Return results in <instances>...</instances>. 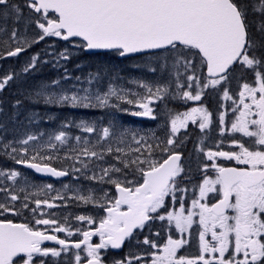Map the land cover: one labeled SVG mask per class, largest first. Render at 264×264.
I'll return each instance as SVG.
<instances>
[{
    "label": "snow or ice",
    "instance_id": "obj_1",
    "mask_svg": "<svg viewBox=\"0 0 264 264\" xmlns=\"http://www.w3.org/2000/svg\"><path fill=\"white\" fill-rule=\"evenodd\" d=\"M24 7L38 17L28 21L35 23L40 30L33 43L46 37H57L64 41L79 38L78 47L111 51L120 57L149 50L175 53L173 67H183L186 73H192L186 76L187 89L182 92L185 85L179 82L180 74L177 73V94L185 100L200 101L206 89L227 84L237 68L250 72L252 79L240 84L236 99L230 95L228 88H224L223 98L232 100L235 119L226 129L225 114L221 112L219 123L221 135L226 131L240 133L251 143L246 146L241 140L233 138L230 145L239 151L207 150L204 154L208 162L204 163L203 171H214L215 177L204 175L198 185L199 197L192 200L187 212L181 200L178 211H168L166 215L156 217L151 214L163 208L166 197L171 194L175 200L177 191H185L177 186V178L184 172L180 164L181 154L171 151L170 146L174 145V138L181 129L187 128L189 122L195 124L199 121L201 131L209 127L211 113L206 107L195 106L171 116L169 138L155 146L161 153H167V158L162 160L153 158L154 149L147 143V137L141 135L137 139L136 131L112 122L98 129L95 121L81 120L77 127L84 133L94 135L95 142L87 136L77 135L74 137L75 146L70 149L71 155L66 154L62 158L43 153H56L58 145H68L69 134L64 130L49 135L44 144L31 143L38 140L36 135H27L16 141L18 147H13L11 141L3 144L4 149H11L7 154L17 164H24L37 173L52 177L69 175L67 168L52 166V161L58 159L72 160L71 170L79 172L88 169L90 164L104 161L106 155L114 154V159L122 167L116 164L100 167V175L89 177L114 185L116 191L114 197L109 198L107 192L101 197L105 203L99 204V207L106 214L99 219L98 225L91 216L75 217L76 221L90 225L89 230L72 229L56 219L35 218L37 214L45 215V207H58L54 201L65 200L59 191L51 200L33 201L35 207L30 211L34 225L0 219V264H36L37 260L39 264H45L43 258L59 257L61 252H67L70 248L75 250L74 264H104L101 250L121 248L125 240L133 236L135 229H143L147 222L156 218L161 221L166 219L169 225L174 223L180 238L173 239L169 235L162 245L145 238L143 243L156 249L150 253V264H264V0H26ZM9 17L19 21L22 18L21 6L14 0H0V18L7 21ZM6 31L5 27L0 26V33ZM18 40L21 37L18 30L13 28L3 44ZM21 42L29 45L27 39ZM24 50V47L17 46L7 51L6 55L14 57ZM59 56L67 59V50ZM37 60L38 54L32 56L23 72L35 68ZM202 69H206L203 83L201 77L196 75ZM14 75L9 73L0 77V91L14 79ZM76 79L79 80V77ZM94 79L95 76L90 74L88 83L91 85ZM134 82L144 88L147 95L110 84L103 92L85 88L82 89L83 95L80 94L81 90L71 94L52 93L45 100L47 103L72 107L113 108L132 116L156 119L152 104L163 99V94L169 91L168 86L157 85L153 91L148 83ZM52 84L58 85L59 81H52ZM193 87L195 93L191 91ZM113 98L116 103H112ZM127 136H131L137 147L120 146ZM30 144L34 154L27 159H16L13 153L27 156ZM113 144L117 146L113 147ZM161 144L165 146L161 147ZM219 158L234 160L244 167H223L216 163ZM75 163H79L81 168H76ZM19 175L16 170H0V176L13 182L12 186L0 188L7 201L0 203V216L4 213L19 215L15 202L21 200V208H29V195H20L26 190L15 188ZM129 175L133 178L128 179ZM63 187L67 189L68 185ZM45 190L51 192L55 189L48 184L40 191ZM212 192L218 193L220 199L212 204L202 202ZM75 198L84 203H98L91 190L88 196ZM122 206H126V210ZM48 215L54 216L55 213ZM197 216L200 226L199 254L181 255L180 251L189 243L184 234L191 235L190 229L197 222L194 220ZM65 221L67 223V217ZM39 225L46 226V229L39 230L36 227ZM53 226L55 232H65L68 237L79 234L82 239L71 241L48 234ZM209 234L210 239L207 238ZM94 236L99 237V243L91 242ZM44 241H55L61 247H42ZM141 260V256L129 254L124 259L113 260L112 264H140Z\"/></svg>",
    "mask_w": 264,
    "mask_h": 264
},
{
    "label": "rangeland",
    "instance_id": "obj_2",
    "mask_svg": "<svg viewBox=\"0 0 264 264\" xmlns=\"http://www.w3.org/2000/svg\"><path fill=\"white\" fill-rule=\"evenodd\" d=\"M38 34H39V30L35 28V29H33L32 33L29 34V36H30L28 39L29 45L26 46L24 43H18V44L24 45L25 48L28 49L29 52L27 55V60L29 61V63L31 62V57L38 54V60H37L36 66H35V68L30 69L28 71V74L30 76V75H32L30 73L32 71L38 72V71H46V70L49 71V70H51L53 72L52 81H59V84L53 85L51 82L49 85H47V88H44V90L41 91V93L39 94L41 99H43L45 101V103L47 104L48 112H51L53 107L67 108V109H65L64 112L67 114L69 113L68 116L71 114L70 110H74L73 112H76L75 114L72 113L74 115V117L77 116V118L70 117V119H69L70 121L73 119L72 121H73V125L75 127H73L71 124H69V126H68V123H67V126L64 125L66 127L63 126L64 129L61 128V130H64L69 134V143H68V145H65L62 147L59 146V148L57 150L58 156L62 155L63 149L65 151V153H63V156H65L66 154L71 155L70 149H71V147L75 146L74 137L77 135H80L82 137L87 136L92 141H93V138L96 139V137L94 135L84 133L80 128L77 127V125L79 124V122L81 120H87L88 122L91 123L93 121H97L95 119L96 116L103 118L101 113L100 114H94V117H92V118H88L86 115V112L88 110L91 112H99L100 109H103V108H82V107H72V106L67 105V104L47 103L45 100V97L47 95H51L52 93H55L57 95L65 94V93L71 94L73 92H76L77 90H81L80 94L83 95L84 93H83L82 89H85V88H89L91 90L99 89L100 91L103 92V91H107V88L110 84L114 87H117V88H124V89L130 90L132 92H138L141 95H147L146 90L144 88L140 87L134 81H142V82L150 84L153 88V91H155V88L157 85H167L168 86L169 91H168V93L163 94V99L155 101L152 104L154 114L156 116H159V114L166 109V106L163 104H167V103L173 104L172 106H170L171 109H170L169 114H168L170 117L177 114V113L185 112V111H187L190 108L195 107V106L206 107L207 110L211 113V121L212 122L207 129L201 131V129L199 128V121H197V123H195V124L189 122L187 128L181 129V131L177 134V136L174 138L175 139L174 145H172L170 147L175 146L176 149H182L183 147H185V144H186L185 138L191 135V136H193V138H195V140L194 141L192 140L194 149H192V152H189V155L191 156L190 159L193 160L194 159L193 155H195V153L197 152V153L203 154L204 157H202V156H198V157L204 163L208 162L207 158L204 154L207 150L211 149L212 151H227L228 148L230 149V147H231V145H230L231 141L230 140L233 139V136L236 133H230V132L226 131L223 135H221V132H220L221 125L219 123V115L221 112H223L225 114L224 127L226 129L230 128L231 122L235 119V116L232 112L234 105H233L231 99H224L223 98V90H224V88H228L230 95L233 97V99H236L237 93L240 90L239 84L237 87H233V88L230 87V85L228 83L223 84L222 86H217L218 87L217 90H216L217 87L216 88L210 87L204 91L200 101L185 100L182 98L181 95L177 94V88H176L177 73L180 74L179 75V82L183 83L185 85V89H182L181 92L183 90L187 89L186 76L190 75L192 73L191 72L186 73L185 69L183 67H177V68L173 67V59L176 55L174 53L172 55V57L162 58L159 61H157V63H160V64H157V65H159V69H155V71H151V68H148V72H149L148 74L141 76V75H138V73H136V74L129 73V75L131 77L122 76L120 78H115V80L112 82L108 81L107 79L99 78L95 74H93V76H95V79L92 81V84L90 85L88 83L90 75H87L82 68H81L82 72H80V69H79V72H80V73H78L79 75L76 74L74 76H70L69 74H66L65 71H63V70H59V69L57 70V68H59V58H58V53H57V46L55 44V40L53 37H46V39L38 42V43H41V47L44 49L43 54H40L37 51H35L34 47L37 46L38 43H33L32 41H34L37 38L36 36ZM0 44H1V42H0ZM67 51H68V48H67ZM72 52L75 54V56H77L79 53L78 46H75L74 49L72 50ZM27 64H28V62L25 63V67L27 66ZM7 68L8 67H6V66L0 67V77L5 75ZM19 68H22V64L20 62H17V61L14 62L13 69L19 70ZM43 68H45V69H43ZM55 68H56V73H55ZM59 75L61 76V80L58 79ZM196 75L201 77V83H203L202 70L198 71L196 73ZM249 75L252 76L251 73H249ZM62 76H63V78H62ZM15 77H16V74L14 75V78ZM65 77H67V78H65ZM77 77H79V80L76 79ZM62 79H64V82H62ZM12 84H13V80L10 83V85H7L4 89H6L9 86H10V88H15L16 84H19V83L14 82V85H12ZM29 88H31V87H29ZM11 90H14V89H11ZM195 90H196L195 87H193V89H191V91H193V93H195ZM3 91L4 90L0 91V110H1V105H3V100H2V96H1L3 94ZM205 93H207V94L205 95ZM214 98H215V100H214ZM112 103H116L115 98H113ZM13 105L14 104L12 103V106ZM18 106H19V104H18ZM18 106L17 107L14 106V107H12L6 111L7 116H9V118H8L9 119L8 129H9V131L14 132L12 137H11V142H13V147H18V145L15 142L26 138L27 135H36L38 137L37 141L31 142L32 144H44L48 141L49 135H53L56 133L54 127H52V126H51V131L49 133H47V134L39 133L37 131V129L39 127L42 130L44 129L43 123H41V121L39 119V114L35 115L33 117L31 115H27V113L24 115V113L23 114L21 113L20 106L19 107ZM124 107L132 108V106H128V105H124ZM106 109H109L115 115H118V113H119V111H117L113 108H106ZM22 110H23V108H22ZM24 110H25V108H24ZM45 110H43L42 112H45ZM132 110H139V109H132ZM30 119H32L33 121H30V123L28 124V121ZM37 120H39L40 123L39 122L36 123ZM46 120H47V117L45 115L44 120L42 122H44V121L46 122ZM119 120L120 119H118L117 121H119ZM115 124H117V122ZM139 133H141V132H139ZM41 134H43V135H41ZM169 136H170V134H169ZM241 136H242V134L237 133V137L235 139L240 140ZM152 137H153V135H152ZM5 140H6L5 137H0V153H2L3 151H7L2 146L3 144H5V142H6ZM245 140L250 141V139L247 137H245ZM226 142H229V144H227ZM218 144L220 145L219 147H217ZM201 148L204 149L203 152L200 151ZM10 151H11V149L8 150V152H10ZM17 154H19V153H13V155H17ZM33 154L34 153L31 151V144H30L29 152H28L27 156L29 157L30 155H33ZM43 154L44 155H49V154L55 155V153H49V152H45ZM110 156H111L110 160L104 158V161H97L94 164H90L89 168L85 169L86 172L84 171L82 173V177H80L78 174H75L77 184L74 185L75 188H72L73 190L69 189V186L71 185L70 183L73 180H71L69 182L61 183L60 186H58L62 192L61 194H63L64 192H66V194L67 193L71 194V191H74V194L76 196H81V195L88 196L90 193V190H91V192L95 195L96 200L98 202L100 201L104 192H107L109 194V197H110V189L112 188L111 184H109L107 182H100V181H95V180L89 179V177H91L95 173V171L98 172L97 175H100V167H107L110 164H116L117 167H122V165H120L114 159V154H111ZM161 156L162 155H159L156 152L153 153V158H155V159H160ZM19 157H21V156L19 155ZM63 161H65V160H63ZM52 162H55V160ZM216 163L220 164L221 166H223L224 164H227V163L231 164L230 161L225 160L223 158H219L216 161ZM202 169H203V167H202ZM0 170H2V169H0ZM12 170L18 171L17 168H13ZM4 171H6V170H4ZM81 171H82V169H81ZM18 172L20 173V175L16 178L15 184L19 182V180L22 178V175H23L22 172H20V171H18ZM205 174L212 176V177H215V175H216V173L214 171H211V170H209ZM113 175H115V174H113ZM119 178L122 179L123 177L120 176ZM132 178H133L132 175L128 176V179H132ZM30 181H31V188H32L31 194L34 197L36 196V197H41L43 199L46 198V199L51 200L53 194L55 193V190L58 189L55 185H53L50 182L47 184H40L39 182H37L35 180H30ZM48 184L53 185V188L55 190L51 191V192H47L46 190L43 192L40 191L41 189L44 188L45 185H48ZM42 185H43V187L40 188ZM64 185H68V188L65 189L63 187ZM37 186H39V187H37ZM113 188H114V186H113ZM33 194H35V195H33ZM218 195L219 194L216 192L208 193L206 200L202 201V202H206L208 204H211V202L213 200H215L218 197ZM198 197H199V193L195 199H197ZM76 200H78V199H76ZM58 201L61 202V200H58ZM58 204H62V203H58ZM190 208H191V203H190V206L185 208L186 212ZM45 209L50 210V209H47L46 207H45ZM159 210L160 209H158L157 211H159ZM74 213L76 216L85 215V216H91L95 219L100 214L99 203H93L92 202L90 204H85L83 201L79 200L78 201V211H75ZM154 214H158V213H154ZM56 220L58 221V223L63 222L61 219H56ZM194 220H196L197 222L194 223L192 225V228L190 229L191 235L189 236L188 233L184 234V237L189 240V243L187 245H185L184 248L180 251L179 254H181V255H183L181 252H186V253L192 252L191 250H193V249H190L192 247L191 245H196V243H195L196 240L199 242V238H198V234L200 231V226L198 224L199 217L198 216L194 217ZM159 221H161V220H159ZM83 224L85 225L86 223L78 221L79 226L82 227ZM173 232L175 233V236H176V237H173V239L180 238V234L177 232L175 227L173 229ZM138 244H139V241H138ZM150 248L151 247L149 246V249ZM107 256H108V253H104L103 257L105 258ZM125 257H127V256H124V258ZM134 264H135V262H134ZM140 264H150V258L143 257V260L140 261Z\"/></svg>",
    "mask_w": 264,
    "mask_h": 264
},
{
    "label": "flooded vegetation",
    "instance_id": "obj_3",
    "mask_svg": "<svg viewBox=\"0 0 264 264\" xmlns=\"http://www.w3.org/2000/svg\"><path fill=\"white\" fill-rule=\"evenodd\" d=\"M14 2L18 3L21 6V8H22V18L19 21H16L14 19V17H9L7 19V21H4L2 18H0V26H3V27L14 26V25L26 26V25L29 24L28 21L31 20V17H33V19L38 18L35 14L31 13L28 8L24 7L26 0H14ZM250 18L251 19H256L257 17H250ZM10 34L11 33H5V34L2 33L0 35V39L7 40L8 37L10 36ZM12 61H13V59L0 57V67L4 66L6 63H11ZM157 126H159L158 122H156L154 124V127H157ZM169 127H170V125H169ZM11 133H13V131H11ZM10 141H11V139L8 138L6 140V142H5V144L10 142ZM5 150H7V151H3L2 153H0V169L9 171V170H12L13 168H17L18 171L22 172V174H23L22 178L19 180L18 183L15 184V188H17V189L24 188L26 190L25 193H20V195H21V197H23L25 194L29 195V200L27 201L28 204H29V208L28 209L21 208L22 200L18 201V202H15V208L20 211V214L19 215H15L13 213H4L3 216H0V219L7 218V219L13 220L14 223H32L34 225V219H33V215L31 213L30 209L35 207V205L33 203V201L35 199H37V198L38 199H43V198L32 196V194H31L32 193L31 192L32 188H31V181H30V178H31L30 176H32V175L29 172L24 171V169L21 168L20 165L17 164L15 162V160H13L7 154L9 149H5ZM162 155L167 157V153H162ZM193 157H194V159L192 161L204 164V162L201 159L195 157V155H193ZM16 159H19V158L16 157ZM236 164H237V162H236ZM241 166H244V165H241ZM2 180L4 181V184L0 188L9 187V186H12V184H13V182L7 180L6 177L0 176V182ZM35 181L39 182L40 184L49 183V180H41V179L39 180L37 178H35ZM55 186L58 188V184L57 183L55 184ZM37 187H39V186H37ZM42 187H43V185L40 188H42ZM179 197L184 198L185 194L182 193V194L179 195ZM0 203H7V201H5V199H4V194L3 193H0ZM57 205H59V206L56 207V208L50 209V210H46L44 208L43 211L45 212V215L44 216H40L39 214H37V216L35 218H38V219H40V218L61 219L63 222H61V223L59 222L60 224H66V226H70L72 229L79 228L78 227V221L75 220V217H76L75 213L74 212H69V211H66V210H61L62 206L60 204H58V203H57ZM48 213H55V215L54 216L53 215H48ZM229 214H231V213H229ZM66 217H67V223L65 221ZM68 218H70V219L68 220ZM96 221H97V225H98L99 220H96ZM36 227L39 230H41V231H44L46 229V226H44V225H39V226H36ZM54 227L55 226H53L52 229L48 231V234L57 235L60 239H67V240H71V241H78V240L82 239V236L79 235V234H74L73 236L68 237L67 233H65V232H55L54 231ZM90 227H91L90 225L85 226V227L82 228V230H89ZM161 237L164 238V235H161ZM207 238L210 239L211 238L210 235ZM91 242L92 243H99V237L98 236L92 237V241ZM42 247L59 249L61 246L59 244H57L55 241H44L42 243ZM104 250H106V249H104ZM104 250H101L102 256H104L103 255ZM153 251H156V249H154ZM74 252H75V250L70 248L67 252H61V255L59 257L49 256V257H45L43 259L45 260V264H73L74 263V259H73ZM181 253L183 255L196 256V255L199 254V248L195 247L193 249V252H190V253H186V252H181ZM81 254L83 255V253H81ZM120 259H124L123 255H122V257ZM113 260L114 259H111V258H104V262H112ZM36 264H39V260H37Z\"/></svg>",
    "mask_w": 264,
    "mask_h": 264
},
{
    "label": "trees",
    "instance_id": "obj_4",
    "mask_svg": "<svg viewBox=\"0 0 264 264\" xmlns=\"http://www.w3.org/2000/svg\"><path fill=\"white\" fill-rule=\"evenodd\" d=\"M30 31L32 32L33 29H30ZM34 50L40 54L44 53V49L41 47V43H38V45L34 47ZM100 56L101 55L86 56L84 54H81V52H80L78 64H83L84 67L88 66L87 69L89 72L92 70L97 72V65H101V64H97L98 58H100ZM104 56L108 57L111 60V64L113 67H118L119 69H122V74L137 73L136 69H137L138 65L141 64L140 59L147 57V56H144V57H136V58L120 60L117 58L116 54H105ZM104 68L107 69L108 66L104 67ZM138 73L140 75H144V72L142 70H140ZM41 74L48 76V77L53 76V73L51 71H48V70L42 71ZM16 81H19V83H21V86L15 87L14 90L6 89L3 92L2 99H3L4 103L2 105L0 115H7L6 111L8 109H10L14 106L17 107L18 106L17 101L20 102L19 106L21 109V113L22 114L24 113V115L27 113V115H31L32 117L35 114H37L38 112L40 113V111H43L47 108V104L45 103V101L43 99H41L39 94L41 93V91L44 90L45 87H47V85H49L52 82V80L45 79L43 77L38 76L37 74H32L30 76L28 74L26 79H25V77H16ZM29 87H31V88H29ZM12 103L14 104L13 106H12ZM22 108H23V110H22ZM24 108H25V110H24ZM51 111H52L51 115L53 116L52 120H51L52 124L55 127H59V128L62 127V125H64L65 118L62 119V114L60 113V110L56 111L54 108ZM102 112L109 114V116L113 115L112 111H110L109 109H105V112L104 111H102ZM90 115H93V114H90ZM104 117H105V114H104ZM121 118L128 120L124 117H121ZM143 126H144V124H143ZM63 153H65L64 149H63ZM63 153H62V155H63ZM73 163H74L73 161L68 160V162L65 164H59V165L55 164V165H57L60 168H63V165H64L73 174H78L80 177H82V173L85 171V169H82V171H79V172H73L71 170ZM198 163L199 162L192 163L193 166L192 165L187 166V164H185L184 172L177 179L178 188L179 189H185V191H183V192L177 191L175 193V195H180L182 193L192 194L198 188V185L200 184V177H199L200 175L199 174H200V166H201ZM74 166L76 168H81V165L79 163H75ZM183 181H190L191 183L190 184H183Z\"/></svg>",
    "mask_w": 264,
    "mask_h": 264
},
{
    "label": "water",
    "instance_id": "obj_5",
    "mask_svg": "<svg viewBox=\"0 0 264 264\" xmlns=\"http://www.w3.org/2000/svg\"><path fill=\"white\" fill-rule=\"evenodd\" d=\"M75 39H79V38H75ZM86 53H98V52H104V51H101V50H85ZM156 51H159V50H149L148 52H145V53H149V52H156ZM109 52V51H107ZM145 53H136V54H130L129 56L127 57H132V56H136V55H140V54H145ZM22 167L32 171L33 173H35L38 177L40 178H51V179H54V180H60V179H66L68 177L67 176H64V177H52L51 175L49 174H44V173H37L34 169H31L29 167H27L26 165L22 164ZM123 246V245H122ZM121 248L119 249H114L115 251H118L120 250Z\"/></svg>",
    "mask_w": 264,
    "mask_h": 264
},
{
    "label": "bare ground",
    "instance_id": "obj_6",
    "mask_svg": "<svg viewBox=\"0 0 264 264\" xmlns=\"http://www.w3.org/2000/svg\"><path fill=\"white\" fill-rule=\"evenodd\" d=\"M8 118H9V116H7V122H8V124H9V119H8ZM72 126H74V125L72 124ZM10 132H11V131H10ZM13 133H14V132H13ZM8 138H9L8 136L5 137L6 140H7ZM6 140H5V141H6ZM98 150H99V149H98ZM62 156H63V155H61V156H59V157L62 158ZM105 158L108 159V160H110V159H111V156H110V155H106ZM55 161H56L57 163H60V164H65V163L68 162V160L65 162V161H63L62 159H58V160H55ZM21 168H23V167H21ZM78 227H79L80 229L83 228V227H81V226H79V225H78Z\"/></svg>",
    "mask_w": 264,
    "mask_h": 264
}]
</instances>
